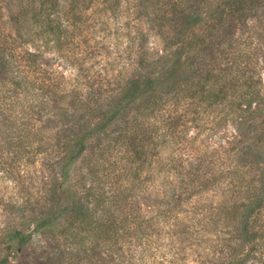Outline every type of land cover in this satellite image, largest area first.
Segmentation results:
<instances>
[{"label":"trees","instance_id":"16d2710c","mask_svg":"<svg viewBox=\"0 0 264 264\" xmlns=\"http://www.w3.org/2000/svg\"><path fill=\"white\" fill-rule=\"evenodd\" d=\"M147 2L0 0V173L14 186L0 198V264H264V190L251 181L240 214L226 212L230 229L205 241L210 257L187 260L204 241L195 223L175 228L179 210L217 166L161 157L176 152L188 122L217 110L237 135L242 173L263 158L254 179L264 187V149L252 142L264 135L253 79L264 66V0ZM97 29L125 40L124 76L85 70L102 55ZM151 34L160 49L148 46ZM148 167L153 192L141 177Z\"/></svg>","mask_w":264,"mask_h":264},{"label":"rangeland","instance_id":"374dc122","mask_svg":"<svg viewBox=\"0 0 264 264\" xmlns=\"http://www.w3.org/2000/svg\"><path fill=\"white\" fill-rule=\"evenodd\" d=\"M127 1H129V3L134 4L148 3L147 0ZM257 16H260L261 19H263L262 14H260V11L255 14V17ZM258 20H255V24H257ZM122 21V19L119 20L120 23ZM252 21H254V18L249 17L248 22L252 23ZM111 34H113V32ZM106 35H110L108 34V31H100L98 29L94 33V39L97 42L102 43V46H100L102 55H99L96 58L94 69L85 70H89L90 73L98 74L101 76H107V79L124 76L127 72L131 71L130 69H126L124 61L122 59L124 58L123 48L124 45H126L125 40H122L121 37H116L118 35H110L109 38H107L108 36ZM147 42L148 46L154 50H158L161 48V44L158 42L156 36L152 34L149 35ZM260 43L261 42L259 40L254 41L255 46L260 45ZM91 46L92 48H96V46L98 45H96V43H93L91 44ZM97 48L95 50H97ZM118 51H120V54L118 53ZM45 57L46 59L44 63L52 71L61 73L64 75L65 78L68 79L70 77H73V75L75 74L73 69L64 66L63 63L54 59L51 55H46ZM92 61H89L87 67H91L90 64L92 63ZM262 62V60L259 62L260 64L258 65L255 74H253V79L256 83H258L259 88L261 89V93L262 95H264V66ZM216 115L217 110L213 111L210 117L208 116L209 120L206 118V120L204 121L201 120L195 123L188 122L185 128L183 129L184 133L181 136V139H179L180 144L178 147L175 148L176 152H174V154H171V149L165 148L161 155L163 162H165L166 164H168L172 155H176L175 159H183L184 161L189 162L194 161V159L198 157L203 158V160L207 158L211 162V164L216 165L219 168L223 167L224 170L230 169L236 166V164L240 165V168H236L239 172V175H237L238 173H236V171L233 174V169H231V171L229 170L225 172L223 176L218 175L217 167H210V169L213 168L211 172H213V170L215 172H213V174L207 178V181H209L210 184L205 187L203 186L202 190H197L198 193H192L190 196H188L187 204L184 203L181 210H179V218L180 220H183L177 223V227L175 228L187 231V229L191 230L193 228V224L195 223L197 224L196 230H198L200 232V235L203 236L204 241L200 249L197 251L198 253L196 252L195 254V251L193 250L195 248H193L191 251H186V254L189 253V256L187 255L186 257L188 261H191L192 259L196 260L197 258L202 259L204 255H206V253L208 254V257H210L209 253H211V251L208 250L210 249V241L208 243H205V241L209 239L215 242L217 240L216 237H218V235L221 236V233L230 229L232 224L226 217V212L230 213V216H237L240 214V211H242L243 209L242 201L245 195L242 194L245 193L244 191L246 189V182H253V185L256 186L255 190L258 196L264 190L262 181L259 179H254L259 171L257 166L260 168L261 161H263V158H258L259 153H255L260 150L254 149L255 152H252L253 154H257V163L243 170L242 173L241 163L239 162V160H237V157L234 154L235 152H232L236 151V149H238L239 147V145H235L234 141V138H236L237 135H235L232 130V125H230L228 122L220 124L217 123V118L215 119ZM211 119H215V121L211 123ZM252 142H254L257 147H260V149H264V135H262L261 137V134H259V137H257L255 140L253 137ZM177 155L180 159L177 158ZM149 169L151 168H146V170H144L142 174L143 176L141 175V177H147L149 180H151V183H149V180L147 183L148 185H150L148 187L151 189V192H153L154 189L152 188H154L153 185L156 182H154L152 177H150L151 174ZM244 171H246L245 175ZM230 172L232 176H228V173ZM3 177L4 175L0 173V198L9 197L14 190V186L12 185V183L4 179ZM170 182L176 184L175 178L171 177ZM112 183L113 180H109L108 187H110ZM126 183L127 182L124 180L123 185ZM250 187H252V185ZM240 191H243L242 194H240ZM159 193H161L160 189L158 190V194ZM248 195L250 197L251 194ZM146 205L150 206L151 204ZM146 207L147 206H144V209H146ZM237 207H239L238 210H236ZM260 213L261 222L264 221V208L260 211ZM1 217L2 213L0 212V220ZM205 222H208L209 224L203 229L202 224H204ZM0 253L3 254L2 251H0ZM174 253H177V251L173 250L170 256H173ZM180 253L181 251L179 252V254ZM257 257L262 258L264 260V249L259 250ZM7 261L8 264H18L14 263L10 258ZM188 263L192 264V262Z\"/></svg>","mask_w":264,"mask_h":264}]
</instances>
